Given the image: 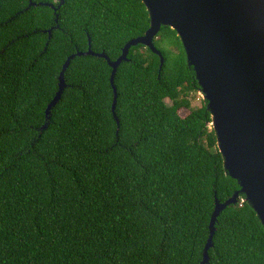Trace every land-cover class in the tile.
<instances>
[{
  "label": "trees",
  "instance_id": "1",
  "mask_svg": "<svg viewBox=\"0 0 264 264\" xmlns=\"http://www.w3.org/2000/svg\"><path fill=\"white\" fill-rule=\"evenodd\" d=\"M149 27L142 0H0V264H201L215 199L239 186L206 102L191 107L174 30L154 39L161 68L143 45L118 66V123L112 69L93 55L70 61L46 119L69 56L115 62ZM243 199L217 217L207 264H264Z\"/></svg>",
  "mask_w": 264,
  "mask_h": 264
},
{
  "label": "water",
  "instance_id": "2",
  "mask_svg": "<svg viewBox=\"0 0 264 264\" xmlns=\"http://www.w3.org/2000/svg\"><path fill=\"white\" fill-rule=\"evenodd\" d=\"M142 2L150 17V27L145 34L129 41L115 62L104 54H94L90 48L86 53L69 56L59 75L58 91L47 106L46 119L65 89L64 73L70 61L76 56L93 55L104 58L112 69L111 110L118 123L114 86L118 66L128 60L132 47L143 45L160 58L161 68L163 57L155 48L154 39L163 26L174 30L210 113V125L216 135L224 170L239 186L225 202L215 199L210 234L201 262L207 264L217 217L227 207L235 205L240 195L264 227V0Z\"/></svg>",
  "mask_w": 264,
  "mask_h": 264
},
{
  "label": "rangeland",
  "instance_id": "3",
  "mask_svg": "<svg viewBox=\"0 0 264 264\" xmlns=\"http://www.w3.org/2000/svg\"><path fill=\"white\" fill-rule=\"evenodd\" d=\"M202 101H204V100L202 99V96L200 95V92H199L198 94L194 95V97L191 99V107L193 109H197V108L201 107ZM165 103L167 105L171 104L169 100H165ZM185 114H186V112L182 113V115H185ZM210 127H211V125H210Z\"/></svg>",
  "mask_w": 264,
  "mask_h": 264
}]
</instances>
